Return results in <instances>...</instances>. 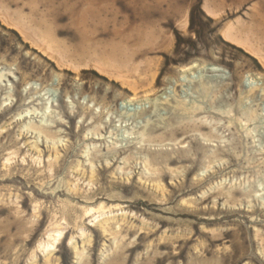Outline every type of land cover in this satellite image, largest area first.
Instances as JSON below:
<instances>
[{"label": "rangeland", "instance_id": "374dc122", "mask_svg": "<svg viewBox=\"0 0 264 264\" xmlns=\"http://www.w3.org/2000/svg\"><path fill=\"white\" fill-rule=\"evenodd\" d=\"M0 264H264V0H0Z\"/></svg>", "mask_w": 264, "mask_h": 264}, {"label": "bare ground", "instance_id": "6f19581e", "mask_svg": "<svg viewBox=\"0 0 264 264\" xmlns=\"http://www.w3.org/2000/svg\"><path fill=\"white\" fill-rule=\"evenodd\" d=\"M59 236H60V231L58 229L46 230L43 233V236L37 241L35 245V250L41 251L42 253L43 252L50 253L55 249L53 247L55 243L58 241L57 239ZM169 255L171 254L169 253Z\"/></svg>", "mask_w": 264, "mask_h": 264}]
</instances>
